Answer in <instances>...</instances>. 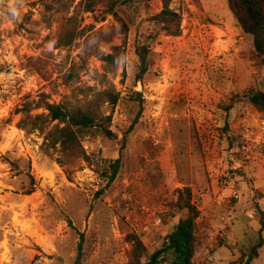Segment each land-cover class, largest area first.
<instances>
[{
  "label": "rangeland",
  "instance_id": "374dc122",
  "mask_svg": "<svg viewBox=\"0 0 264 264\" xmlns=\"http://www.w3.org/2000/svg\"><path fill=\"white\" fill-rule=\"evenodd\" d=\"M105 7L84 12L83 0H0V264H75L79 251L77 264H134L129 234L142 242L144 262L185 216L187 202L198 210L193 264L239 259L257 239L255 201L264 211V112L244 100L264 91V71L249 37L227 0H171L179 34H157L152 63L137 80L140 20L159 8L155 0H118L114 11L128 30L102 49L120 45L124 59L83 61L81 39L53 48L65 17L75 15L80 28L114 25ZM103 90L117 94L115 105L103 102ZM42 94L49 103L110 115L112 136L81 134L89 161L70 179L55 152L42 147L43 134L17 125L22 105ZM232 94L240 101L225 113ZM30 114H40L47 129L55 124L42 108ZM30 176L35 187L25 194ZM252 264H264V243Z\"/></svg>",
  "mask_w": 264,
  "mask_h": 264
},
{
  "label": "trees",
  "instance_id": "16d2710c",
  "mask_svg": "<svg viewBox=\"0 0 264 264\" xmlns=\"http://www.w3.org/2000/svg\"><path fill=\"white\" fill-rule=\"evenodd\" d=\"M126 3L134 4L137 0H123ZM147 3L153 0H145ZM158 4V11L149 18L140 20V31L134 45V53L137 57L136 79L142 78L152 63L151 43L157 34L162 31L165 34L176 36L179 34V15L172 11L168 5L171 0H155ZM104 2L106 7L104 14L112 15L114 25L106 30H93V26L79 27V20L75 15L65 17L58 27L57 36L53 42L54 49H69L77 39H81L78 44L77 57L83 61L87 58L98 57L105 65H115L119 60L125 58V51L120 45H110L109 52H104L102 45L110 44L113 38L118 35H125L128 30V22L124 17L114 11V6L118 0H83V11L93 12L96 4ZM228 9L237 21L241 31L246 34L251 42L253 55L260 61L264 71V0H227ZM101 17L99 20H103ZM80 68H85L80 65ZM73 66H71L72 68ZM40 71V69H38ZM43 78V75H41ZM45 78V77H44ZM47 79V78H46ZM103 102L115 105L118 97L115 93L103 90L99 93ZM138 96L139 93H137ZM45 95H41L37 101H28L18 112L24 115L18 123L20 128L28 130H38L43 134L42 147L45 150H52L56 154L55 161L62 167L68 179L74 171L75 166L81 162L89 161L88 155L81 143V134L87 133L89 129H94L106 137L112 136L108 129L110 115H100L91 109L82 110L79 107H69L63 103H49ZM244 100L260 112H264V91L255 90L246 94ZM240 101L239 95L232 94L227 102L221 107L227 113ZM42 108L46 111V116L55 124L47 129L41 120V115H31L32 109ZM26 118V120H25ZM118 160L109 163V171L106 178L112 180L116 173ZM11 169L16 168L14 162H10ZM29 187L24 193L29 194L35 187L34 179L29 177ZM181 206V205H180ZM186 214L180 217L174 229L168 233L163 241L162 247L154 250L141 262L145 248L140 239L132 234L128 235V240L132 243V254L136 260L134 264H163L170 255L168 264H193L194 251L196 246L195 220L198 210L189 202L182 207ZM254 216L257 217L259 228L257 239L247 250L245 255L239 259L232 260L228 264H252L258 257L259 249L264 241L262 232L264 230V211H262L255 201ZM80 244H77V250ZM80 251L76 255L75 264L79 262Z\"/></svg>",
  "mask_w": 264,
  "mask_h": 264
},
{
  "label": "clouds",
  "instance_id": "9594fccd",
  "mask_svg": "<svg viewBox=\"0 0 264 264\" xmlns=\"http://www.w3.org/2000/svg\"><path fill=\"white\" fill-rule=\"evenodd\" d=\"M13 14L15 15V12H13Z\"/></svg>",
  "mask_w": 264,
  "mask_h": 264
}]
</instances>
